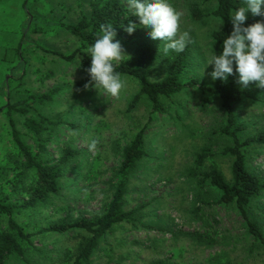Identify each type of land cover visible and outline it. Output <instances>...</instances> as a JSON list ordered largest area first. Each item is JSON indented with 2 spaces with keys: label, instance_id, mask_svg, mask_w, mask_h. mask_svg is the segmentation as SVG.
Segmentation results:
<instances>
[{
  "label": "rangeland",
  "instance_id": "rangeland-1",
  "mask_svg": "<svg viewBox=\"0 0 264 264\" xmlns=\"http://www.w3.org/2000/svg\"><path fill=\"white\" fill-rule=\"evenodd\" d=\"M90 1L0 0V166L5 169L3 173L7 172L10 180L18 169L24 170L13 140L7 105L55 87L59 92L53 102L33 101L27 115L13 112L14 123L24 143L44 163H55L66 144L83 152L76 166L62 179L60 194L52 196L49 203L37 210L22 209L13 214L32 234L33 246L28 251L30 263L18 259L10 263L63 264L64 249H75L76 232L58 234L50 231L51 224H71L100 216L113 197L117 184L114 172L122 162L124 148L140 130L147 128L148 156L140 160L130 176L124 209L144 206L147 215L143 221L151 227L132 230L125 224L114 226L94 253L92 264H213L215 257L224 263L264 264V248L255 245L235 205L205 204L200 217L194 213L199 188L189 170L204 146L211 145L215 150L207 165L219 168L228 181L232 177L233 158L222 155L220 150L232 145L233 140L213 133L226 123V113L217 96L188 88L164 99L167 113L156 118L145 96L130 109L132 99L140 92L139 82L132 77L123 76L126 87L118 98L103 96L95 88L82 90L76 86L84 75L80 59L67 62L55 52L67 54L80 47L79 39L66 27L75 24L83 14H89ZM170 2L183 13L181 30L190 29L193 37L185 80L197 78L200 83L214 84L218 79L214 81L208 75L211 66L202 75L200 69L205 50L214 43L212 25L217 18L211 13L215 3ZM195 4L207 14L201 20L192 18L191 8ZM202 34L206 39L201 38ZM142 36L159 47L160 57L148 76L152 81L161 80L176 53L165 56L161 41L151 39L144 27ZM213 50L220 52L216 44ZM233 79L237 81L235 73ZM247 88L252 97L236 107L239 121L246 126L239 134L242 141L264 129V88L254 83ZM41 116L62 123L37 135L26 127L25 119L39 120ZM69 122L80 123L81 128L75 130ZM93 140L95 147L90 148ZM244 151L248 168L264 178V140L249 144ZM3 181L0 173V193L9 202L26 199L13 190L11 181L2 188ZM205 192L208 202L219 197L210 186ZM248 216L264 225V192L251 203ZM8 221L9 217L1 214L0 229H5ZM204 223L215 230L217 243L213 246L198 244L187 235L204 231Z\"/></svg>",
  "mask_w": 264,
  "mask_h": 264
},
{
  "label": "trees",
  "instance_id": "trees-1",
  "mask_svg": "<svg viewBox=\"0 0 264 264\" xmlns=\"http://www.w3.org/2000/svg\"><path fill=\"white\" fill-rule=\"evenodd\" d=\"M204 1L215 3L216 7L211 15L217 19L222 18L223 23L219 28L220 31H213L212 33V39L221 51L223 38L231 32L232 27L228 14L233 9L242 6L243 0ZM90 6L89 14H83L75 24L66 27L72 35L79 39L80 47L67 54L55 52L67 62L80 59V67L84 75L76 86L85 90L83 85L88 80L85 69L90 64V56L87 54L88 46L101 35V25H112L116 32V38L120 40L123 50L128 55L124 62L116 65V71L120 72L122 77L129 76L136 79L140 84V92L132 99L130 109L136 107L141 98L145 96L151 102V112L156 118H159L160 115L167 113L164 99H170L188 88H197L217 96L226 113V123L213 133L233 140L232 145L225 146L220 150L222 155L233 158L232 177L231 181H228L219 168L207 165L208 161L213 159L215 150L211 145L204 146L196 154L194 166L189 170L190 177L196 180L199 188V200L194 213L200 217L202 206L205 204H233L246 221L255 245L264 248V225L251 220L248 216L251 203L264 192V178L248 168V159L244 151V148L249 144L264 140V129L242 141L239 134L246 126L239 121L236 110L239 104L252 97L251 91L247 87H241L233 79L234 74L230 75L226 81L221 82L218 79L212 85L200 83L197 78L186 81L184 73L190 58L191 44L186 47L184 52L173 56L161 80L152 81L148 75L160 57L159 47L142 36V26L131 34L124 30L123 26L129 20L139 24L136 17L129 14L126 3L123 0H91ZM191 14L195 20H201L207 16L197 4L192 6ZM258 20L264 21V16L253 17L249 13L245 24L254 23ZM58 92L59 88L55 87L41 94H30L28 98L9 103L6 107L12 126L13 140L18 150V158L21 159L24 170L18 169L14 178L9 180L8 173H3L5 169L0 166V173L4 179L1 187L6 188L7 183L11 181L14 185L13 190L23 194L26 199L22 202L12 203L8 201L6 195L0 193V215L9 217L7 227L0 229V264H11L12 259L30 263L28 251L33 246L32 234L19 224L13 214L22 209L37 210L40 206L49 203L52 196L60 194L62 179L66 177L68 172L72 171L82 157V150L66 144L55 163H44L24 143L21 133L14 123L13 112L27 115L33 101L40 104L51 103ZM61 123L59 121L54 122L45 116H41L39 120L31 117L25 119L26 127L37 135H42L46 129L58 127ZM68 125L75 130L81 128L80 123L69 122ZM146 129L140 130L130 144L124 148L122 162L114 172L117 179L115 191L105 211L93 219H82L71 224L63 222L51 224L50 231L58 234H66L71 230L76 232L75 249L71 247L64 249L63 264H92L94 253L99 249L107 233L113 230L116 225L125 224L132 230L151 227L143 221L147 215L144 206L129 211L124 209V197L128 191L130 176L138 168L140 160L148 156L145 149ZM19 162L20 160L16 162L17 165ZM207 186L217 191L219 194L217 200L206 201L204 195ZM209 225L204 223V231H193L187 235L198 244L213 246L217 243V238L215 230ZM213 264L237 263L231 261L224 263L215 257Z\"/></svg>",
  "mask_w": 264,
  "mask_h": 264
},
{
  "label": "clouds",
  "instance_id": "clouds-1",
  "mask_svg": "<svg viewBox=\"0 0 264 264\" xmlns=\"http://www.w3.org/2000/svg\"><path fill=\"white\" fill-rule=\"evenodd\" d=\"M125 3L129 14L136 17L139 24L129 20L123 26L124 30L131 34L138 27L146 28L151 39L161 41L165 56L180 54L193 43L191 30H181L183 13L170 0H125ZM262 5L264 0H243L242 6L228 14L231 32L223 38L219 54L213 50L216 42L205 50L201 75L211 66L208 75L214 81L224 82L235 73L241 87L254 83L264 88V21L245 24L249 13L253 17L264 16ZM222 23V18L215 20L213 31H220L218 26ZM100 32L101 35L87 48L90 64L85 69L88 80L83 87L85 90L92 87L103 96L118 98L126 87V80L116 71V65L124 62L128 55L112 25H101ZM201 38L206 39L203 34ZM95 144L93 140L89 147L94 148Z\"/></svg>",
  "mask_w": 264,
  "mask_h": 264
}]
</instances>
